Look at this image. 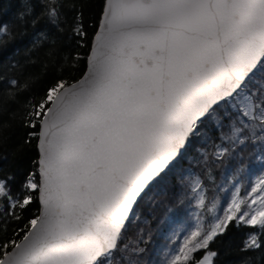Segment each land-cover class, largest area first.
<instances>
[{"label": "snow or ice", "instance_id": "6c2138e0", "mask_svg": "<svg viewBox=\"0 0 264 264\" xmlns=\"http://www.w3.org/2000/svg\"><path fill=\"white\" fill-rule=\"evenodd\" d=\"M46 14L57 23L56 7ZM73 35H86L79 18ZM94 44L81 78L58 80L22 114L11 104L30 80L0 93V145L19 118L41 153L19 188L0 177V264H112L140 201L208 125L225 145L218 161L264 141V0H105ZM190 191L206 208L198 178ZM197 219L162 264H213L209 245L231 228L264 233V177ZM260 247L250 233L244 250Z\"/></svg>", "mask_w": 264, "mask_h": 264}, {"label": "trees", "instance_id": "16d2710c", "mask_svg": "<svg viewBox=\"0 0 264 264\" xmlns=\"http://www.w3.org/2000/svg\"><path fill=\"white\" fill-rule=\"evenodd\" d=\"M50 6L56 7L59 13L56 24L50 22L46 14ZM104 6L105 0H0V93L15 91L9 83L13 79L20 84L31 81L27 90L17 93V102L11 104L13 110L22 114L29 100L39 102L46 90L58 80L75 81L82 77ZM77 18L86 34L83 39L73 35ZM30 131L17 118L11 121L7 139L0 145V177L14 176V190L19 188L26 175L38 168L37 139L29 135ZM216 146L225 145L221 144L219 133L213 132L208 125L202 136L192 141L183 164L158 189L159 201L153 203L156 205L151 207L149 202L150 205L145 207L144 204L156 185L140 201L139 209L144 208L141 225L155 223L153 213L146 209L151 208L159 215L165 205L171 204L179 186L177 177L182 171L183 174L197 171L205 177H218L213 171L215 164L212 158L207 161L208 166L202 161L206 153L212 155L217 150ZM29 207L30 210L24 213L26 219L39 213L38 200ZM130 226L131 223L123 233V239L125 236L128 238ZM250 233L256 235L260 248L244 250ZM133 238L132 233L130 241ZM123 239L118 242L119 246L123 245ZM209 249L218 253L213 257V264H264V233H257L251 226L231 228L222 240L211 243Z\"/></svg>", "mask_w": 264, "mask_h": 264}, {"label": "rangeland", "instance_id": "374dc122", "mask_svg": "<svg viewBox=\"0 0 264 264\" xmlns=\"http://www.w3.org/2000/svg\"><path fill=\"white\" fill-rule=\"evenodd\" d=\"M259 75L264 76V74ZM236 152L238 155L234 154L223 161L215 160L213 155L207 153L203 157V162L205 157L207 161L212 158L211 161L215 164L213 171L218 177L213 175L205 177L204 174L197 171L183 174L182 171V174L177 177L179 186L171 204L165 205L164 211L159 215L155 214L151 208L146 209L153 213L154 224L147 222L145 225H141L144 208L139 209L138 207L135 213L136 218L131 222L130 234L128 238L124 237L123 245L112 257V264H162L164 252L167 251V246L170 245L174 234L183 235L185 231L195 227L199 222L197 218L202 216L205 211L208 216L212 215L213 204H216L219 209L221 204L231 198L236 189H239L240 194L243 195L253 182L264 177V141H258L256 144L246 143ZM205 165L208 166V164ZM197 178L203 185L206 205L204 209L198 206L197 195L190 191V185ZM165 182L162 181L153 188L152 193L144 200L145 207L150 204L151 207L156 205L153 203L159 201L158 189L164 186ZM186 193L190 199H185ZM182 200L183 203H181ZM132 233L134 238L130 241ZM136 249H143V251L137 252Z\"/></svg>", "mask_w": 264, "mask_h": 264}, {"label": "water", "instance_id": "95a60500", "mask_svg": "<svg viewBox=\"0 0 264 264\" xmlns=\"http://www.w3.org/2000/svg\"><path fill=\"white\" fill-rule=\"evenodd\" d=\"M104 9H105V6H104ZM103 12H104V10H103ZM102 16H103V14H102ZM101 24H102V17H101V21H100V24H99V26H98V29H97L96 34L99 32V29H100V27H101ZM96 34H95V36H96ZM95 36H94V38H95ZM94 38H93V41H92V45H91V48H90L89 55H88L87 60H86V69H85V72H86L87 69H88V59H89L90 53H91L92 49H93L94 46H95V44H94ZM85 72H84V73H85ZM37 145H38V140H37ZM37 152H38V162H39V160L41 159V153H40L38 147H37ZM38 203H39V211H40V210H41V205H40V202H39V201H38Z\"/></svg>", "mask_w": 264, "mask_h": 264}]
</instances>
